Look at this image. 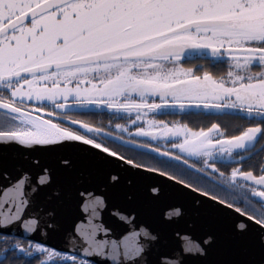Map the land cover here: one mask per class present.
Returning a JSON list of instances; mask_svg holds the SVG:
<instances>
[{
	"label": "snow or ice",
	"instance_id": "1",
	"mask_svg": "<svg viewBox=\"0 0 264 264\" xmlns=\"http://www.w3.org/2000/svg\"><path fill=\"white\" fill-rule=\"evenodd\" d=\"M0 193V264H264V0H0Z\"/></svg>",
	"mask_w": 264,
	"mask_h": 264
},
{
	"label": "water",
	"instance_id": "2",
	"mask_svg": "<svg viewBox=\"0 0 264 264\" xmlns=\"http://www.w3.org/2000/svg\"><path fill=\"white\" fill-rule=\"evenodd\" d=\"M0 195H3V193H0ZM49 243L59 244V241L58 240H52V241H49Z\"/></svg>",
	"mask_w": 264,
	"mask_h": 264
}]
</instances>
